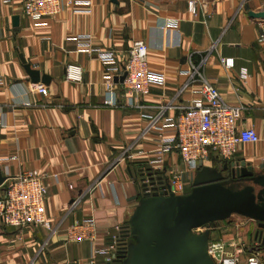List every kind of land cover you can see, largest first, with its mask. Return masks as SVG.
<instances>
[{"label": "crops", "instance_id": "obj_1", "mask_svg": "<svg viewBox=\"0 0 264 264\" xmlns=\"http://www.w3.org/2000/svg\"><path fill=\"white\" fill-rule=\"evenodd\" d=\"M85 1L35 21L24 13L23 0H0V101L6 111L0 168L8 176L31 170L43 176L44 212L52 225L15 228L0 220V264H108L95 250L129 224L145 178L181 172L190 193L196 172L178 151L165 156L161 170L150 162L157 139L173 134L165 121L204 100V78L226 103L242 107L239 129L255 128L260 136L240 144L230 161L245 160L264 173V17L251 15L264 10V0H198L196 13L190 0ZM82 35L113 50L115 62L81 50ZM138 40L148 46L150 68L165 73L167 82L142 95L115 80L116 104L108 105L105 80L121 76ZM22 56L48 74L49 83L32 82ZM223 57L234 58V67ZM68 65L81 67V81L67 78ZM30 84L46 86L48 94L31 91ZM225 162L213 154L203 166L223 169ZM87 219L94 220L95 239L70 240V228Z\"/></svg>", "mask_w": 264, "mask_h": 264}, {"label": "built area", "instance_id": "obj_2", "mask_svg": "<svg viewBox=\"0 0 264 264\" xmlns=\"http://www.w3.org/2000/svg\"><path fill=\"white\" fill-rule=\"evenodd\" d=\"M77 0H23L24 13L32 20H40L44 17H53L61 14L65 9L73 6ZM198 0L189 1V10L197 11ZM91 5V0L85 1ZM91 11V10H89ZM175 26V23H172ZM262 38L264 39V25L262 26ZM80 49L87 52L96 51L99 58L108 63H114L116 54L111 49H100L93 45L91 35L79 37ZM222 63L227 67H234L235 60L232 57H223ZM116 67L111 68L115 70ZM126 73L123 86L125 90L138 94H148L154 84L164 85L167 82L166 74L152 70L148 61V46L142 41H135L129 50L126 61L121 66V73ZM202 75V73H199ZM241 77H248L247 68L241 69ZM67 78L75 81L82 80V69L77 65H68ZM204 78V77H203ZM107 89L106 103L116 104L115 75H108L105 80ZM29 89L44 95L48 94V88L43 85L30 84ZM204 100H197L193 105L179 115L177 119H168L165 126L173 129L170 136H161L157 139L155 157L151 164L159 169L165 161V156L176 150L183 162L191 171L196 172L204 162L216 154L222 160L230 161L237 152L238 146L245 143L260 141V136L255 128L239 129L238 120L241 117L242 107L231 106L223 99L219 89L207 78H204ZM158 118L152 123L155 122ZM6 125L5 104L0 101V131ZM156 182L161 179L162 183L151 184V177L144 179L143 191L149 195L153 192H167L177 195L185 194V182L181 172H173L170 178L162 179L158 174L153 175ZM157 188H154V187ZM48 192L43 176L37 170L25 171L19 175L9 176L5 184L0 187V220L5 226L21 228L27 225H42L52 228L50 220L44 212V201ZM118 233L103 247L95 250L96 254L106 257L108 264L121 262L120 254L127 250L129 244L124 237L131 227H117ZM264 233V230L259 228ZM259 233V232H258ZM95 223L93 219H87L73 225L69 230V239L72 241L95 239ZM260 243L255 248V254L248 259V264H264V235L259 237ZM209 251L217 264H238V258H229L217 261L212 247ZM127 255V254H126ZM94 263V259L90 261Z\"/></svg>", "mask_w": 264, "mask_h": 264}, {"label": "water", "instance_id": "obj_3", "mask_svg": "<svg viewBox=\"0 0 264 264\" xmlns=\"http://www.w3.org/2000/svg\"><path fill=\"white\" fill-rule=\"evenodd\" d=\"M251 15L264 17V10ZM22 61L32 82L49 83L48 74L33 69L23 56ZM8 178L0 168V187ZM151 179L153 185L162 183ZM233 214L257 221L264 230V173L257 174L245 160L226 161L223 169L201 166L190 193L155 191L141 197L129 220L133 241L128 253L113 264H217L209 251L210 230ZM201 227L206 230L197 233Z\"/></svg>", "mask_w": 264, "mask_h": 264}, {"label": "rangeland", "instance_id": "obj_4", "mask_svg": "<svg viewBox=\"0 0 264 264\" xmlns=\"http://www.w3.org/2000/svg\"><path fill=\"white\" fill-rule=\"evenodd\" d=\"M216 225V238L209 244L216 260L224 261L233 257L239 259L238 264H248L249 257L255 254V248L260 243L258 222L233 214ZM205 230L206 228L201 227L196 232L202 233ZM262 261L264 262V253Z\"/></svg>", "mask_w": 264, "mask_h": 264}, {"label": "trees", "instance_id": "obj_5", "mask_svg": "<svg viewBox=\"0 0 264 264\" xmlns=\"http://www.w3.org/2000/svg\"><path fill=\"white\" fill-rule=\"evenodd\" d=\"M127 227H129V224L127 226H125V228H127ZM125 232H127L126 235H125V233L123 235H124V237H127V242H128V244H130L133 241L132 235L129 231H125ZM126 254H127V250H123L122 253L120 254L122 256L120 258L121 262H123L125 260Z\"/></svg>", "mask_w": 264, "mask_h": 264}, {"label": "flooded vegetation", "instance_id": "obj_6", "mask_svg": "<svg viewBox=\"0 0 264 264\" xmlns=\"http://www.w3.org/2000/svg\"><path fill=\"white\" fill-rule=\"evenodd\" d=\"M245 183H246V182H242L241 184H245ZM261 234L264 235V233H262L261 231H259V233H258V237H259Z\"/></svg>", "mask_w": 264, "mask_h": 264}]
</instances>
